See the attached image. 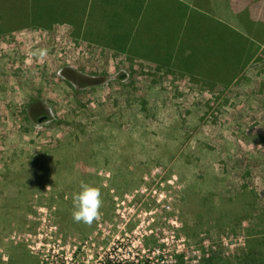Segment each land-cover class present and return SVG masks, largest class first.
<instances>
[{
	"label": "rangeland",
	"instance_id": "rangeland-1",
	"mask_svg": "<svg viewBox=\"0 0 264 264\" xmlns=\"http://www.w3.org/2000/svg\"><path fill=\"white\" fill-rule=\"evenodd\" d=\"M44 31L0 33V264H243L264 236L237 198L264 208V146L243 139L264 136V49L209 92Z\"/></svg>",
	"mask_w": 264,
	"mask_h": 264
},
{
	"label": "crops",
	"instance_id": "crops-1",
	"mask_svg": "<svg viewBox=\"0 0 264 264\" xmlns=\"http://www.w3.org/2000/svg\"><path fill=\"white\" fill-rule=\"evenodd\" d=\"M35 1L40 2L37 8ZM240 1L32 0V17L44 7L39 14L45 23L32 22L31 27L36 35L53 32L52 39L68 33L80 49L94 51L99 62L109 55L116 64L155 66L175 81L226 91L264 49V42L237 26L234 10L243 13L245 8L243 2L237 6ZM256 29L264 30V24ZM243 139L264 146L258 136Z\"/></svg>",
	"mask_w": 264,
	"mask_h": 264
},
{
	"label": "trees",
	"instance_id": "trees-1",
	"mask_svg": "<svg viewBox=\"0 0 264 264\" xmlns=\"http://www.w3.org/2000/svg\"><path fill=\"white\" fill-rule=\"evenodd\" d=\"M239 1V0H238ZM244 3L245 8L243 13L237 12L235 18L239 20L237 26L242 28V30L248 34L251 38L259 43L264 42V30L256 29L253 31V28L257 25L264 24V0H243L240 3H237V6L241 3ZM35 8H37L40 2L35 1ZM32 0H0V33L3 35L9 34L15 30L24 29L31 27L33 22V17L31 15ZM232 9V8H231ZM262 23V24H261ZM236 50H230L231 53ZM192 67V66H189ZM38 111V112H37ZM34 118H37L38 121L41 120V117H48L45 110L40 109V104H37L32 108L30 115ZM43 119V118H42ZM262 141H264V136H260ZM244 189V190H243ZM242 191H237V198L240 205L242 204L243 210L245 211L246 216L250 219L251 228L264 225V208L258 207L255 210L256 199L258 198L254 190H250L256 196L255 200L252 199L249 203L247 197L244 196L247 187L244 185ZM207 206V203H206ZM256 211V212H255ZM239 214H236V218ZM245 217V216H244ZM240 218L243 221L245 218ZM253 221V222H252ZM243 225V222H242ZM250 229V228H247ZM254 231V230H253ZM247 242L245 248V253L243 255V264H264V236L259 237L252 235Z\"/></svg>",
	"mask_w": 264,
	"mask_h": 264
},
{
	"label": "clouds",
	"instance_id": "clouds-1",
	"mask_svg": "<svg viewBox=\"0 0 264 264\" xmlns=\"http://www.w3.org/2000/svg\"><path fill=\"white\" fill-rule=\"evenodd\" d=\"M73 201L74 220L90 223L101 206L100 192L93 185L81 182L79 191L74 194Z\"/></svg>",
	"mask_w": 264,
	"mask_h": 264
},
{
	"label": "built area",
	"instance_id": "built-area-1",
	"mask_svg": "<svg viewBox=\"0 0 264 264\" xmlns=\"http://www.w3.org/2000/svg\"><path fill=\"white\" fill-rule=\"evenodd\" d=\"M110 258H112V256H110ZM105 264H107V263H105Z\"/></svg>",
	"mask_w": 264,
	"mask_h": 264
}]
</instances>
